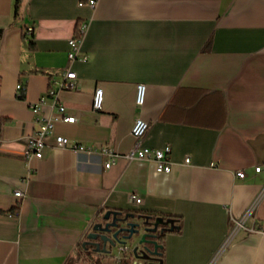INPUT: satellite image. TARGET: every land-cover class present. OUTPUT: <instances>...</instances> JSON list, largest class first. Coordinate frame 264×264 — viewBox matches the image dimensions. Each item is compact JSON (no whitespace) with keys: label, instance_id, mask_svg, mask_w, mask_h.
<instances>
[{"label":"crops","instance_id":"1","mask_svg":"<svg viewBox=\"0 0 264 264\" xmlns=\"http://www.w3.org/2000/svg\"><path fill=\"white\" fill-rule=\"evenodd\" d=\"M17 2L0 0V264L106 261L83 244L108 210L180 217L163 264H264V0H20L18 13ZM83 21L88 58L70 60ZM66 70L76 86L58 97L76 121H56L53 133L98 149L49 138L43 158L27 162L31 104ZM54 112L48 103L41 115ZM137 117L150 122L142 147L170 146L171 172L127 157ZM102 147L120 155L109 168ZM134 261L126 251L120 263Z\"/></svg>","mask_w":264,"mask_h":264},{"label":"built area","instance_id":"2","mask_svg":"<svg viewBox=\"0 0 264 264\" xmlns=\"http://www.w3.org/2000/svg\"><path fill=\"white\" fill-rule=\"evenodd\" d=\"M97 0H88L87 4L94 7L96 5ZM80 4H85L84 1H81ZM89 22L83 21L80 22L77 26V31L69 40V50H68V58L70 60H75L77 58H81L86 60L88 58L87 55H83L81 51V45L84 38V35L88 29ZM77 77V74L73 70H66L63 74L62 78L57 81V89H50L46 94L42 95L39 100L31 104L32 112L37 116V124L38 128L35 133L26 137V148L23 152L24 158L27 162H30L33 158L42 159L43 158V150L46 146L49 145L48 139L53 138V145L56 147H70L74 152H89L94 153L97 151V146L91 144L86 145L82 142L76 141L71 143L70 138L63 135H55L53 133L54 124L56 121L63 122H75L76 116L73 114L67 113V108L64 104H62L58 97V91L63 89H73L75 88L74 79ZM23 83H18L16 86L17 92L21 95L23 90ZM145 99V85L140 83L137 85V94H136V104L137 106H142ZM103 101H104V93L101 87H96L93 95L92 108L94 111L98 112L103 109ZM50 103L51 106L56 109V112L49 114L48 116L41 115V112L46 104ZM150 122L142 119L141 117H137L134 121L131 133L135 138V145L127 155L128 158H138L143 160H154L156 164V170L158 172L169 173L172 170V163L169 159V153L171 148L169 145L164 148L154 149L149 147H142V142L149 130ZM101 151L108 157V160L105 164L106 167L112 166L117 158L120 156L118 152L109 147H102ZM187 163L189 162V158L185 160ZM261 167H256V171H260ZM236 175L240 178H244L246 176L243 170H239L236 172ZM15 195L20 197L24 194L21 191H16ZM133 200L136 203H141L142 199L136 194L132 195ZM249 213H247L240 222H236L237 224L233 228V231L229 235L227 241L230 239L234 231L238 227H240L245 219L248 218ZM120 254L124 251H127V248L123 245L119 246ZM120 260V258H119Z\"/></svg>","mask_w":264,"mask_h":264},{"label":"water","instance_id":"3","mask_svg":"<svg viewBox=\"0 0 264 264\" xmlns=\"http://www.w3.org/2000/svg\"><path fill=\"white\" fill-rule=\"evenodd\" d=\"M159 224L166 225L165 229L168 231L179 228L174 218L157 217L152 221L151 216L137 213L136 210H108L101 221L93 226L83 245H95V251L105 254L112 253L109 246L123 245L131 250L130 256L134 258V264H163L160 255L162 244L156 237Z\"/></svg>","mask_w":264,"mask_h":264},{"label":"trees","instance_id":"4","mask_svg":"<svg viewBox=\"0 0 264 264\" xmlns=\"http://www.w3.org/2000/svg\"><path fill=\"white\" fill-rule=\"evenodd\" d=\"M19 7H20V0H18L17 6H16V12L17 13H18ZM29 43H30V46L31 47H34V41H33V39H30ZM23 97H24V95H22L20 98H23ZM14 212L16 213L17 211L14 210ZM136 212L137 213H142L144 215L151 216V219H156L157 217H163L164 219L173 218L172 216H169V215H166V214H162V213H158V212H153V211H136ZM174 219H176L177 221H179L181 218L178 217V216H175ZM167 232H168V230L165 229V231L161 235H159V237H158L159 243L162 244V248L160 249V252H161L160 255H162V253H163L164 238H165V235H166Z\"/></svg>","mask_w":264,"mask_h":264},{"label":"rangeland","instance_id":"5","mask_svg":"<svg viewBox=\"0 0 264 264\" xmlns=\"http://www.w3.org/2000/svg\"><path fill=\"white\" fill-rule=\"evenodd\" d=\"M124 252H126V251H124ZM123 253L120 254L119 248L116 247L111 254H108L109 257L106 259V261H103L102 258H93V260L88 262V264H105V262H106V264H122V263H120V260L122 258ZM120 255H121V257H120ZM119 258H120V260H119ZM71 264H74V263H71Z\"/></svg>","mask_w":264,"mask_h":264},{"label":"flooded vegetation","instance_id":"6","mask_svg":"<svg viewBox=\"0 0 264 264\" xmlns=\"http://www.w3.org/2000/svg\"><path fill=\"white\" fill-rule=\"evenodd\" d=\"M135 221H136V219H134ZM152 221H154L155 219H151ZM167 226L166 225H163V224H159L158 225V229H157V231H156V237H157V239H158V237H159V235H161L164 231H165V228H166ZM163 229V230H162ZM99 240V239H98ZM102 244V243H101ZM90 249H92V250H94L95 249V245H87ZM118 247V246H117ZM109 248L110 249H112V252H113V250L116 248V247H111V246H109ZM127 252H129L130 254H131V250H127Z\"/></svg>","mask_w":264,"mask_h":264}]
</instances>
